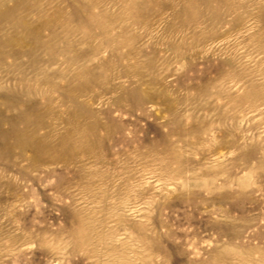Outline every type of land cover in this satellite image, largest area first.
I'll use <instances>...</instances> for the list:
<instances>
[{
    "label": "rangeland",
    "instance_id": "rangeland-1",
    "mask_svg": "<svg viewBox=\"0 0 264 264\" xmlns=\"http://www.w3.org/2000/svg\"><path fill=\"white\" fill-rule=\"evenodd\" d=\"M20 1L0 264H264V0Z\"/></svg>",
    "mask_w": 264,
    "mask_h": 264
},
{
    "label": "bare ground",
    "instance_id": "bare-ground-1",
    "mask_svg": "<svg viewBox=\"0 0 264 264\" xmlns=\"http://www.w3.org/2000/svg\"><path fill=\"white\" fill-rule=\"evenodd\" d=\"M6 1V0H5ZM18 1V3L16 4L17 5V7H18V4H19V0H17ZM22 1V0H21ZM20 1V2H21ZM25 1V0H24ZM13 3H14V0H13ZM12 3V4H13ZM22 3V2H21ZM4 4V3H3ZM5 4H6V2H5ZM15 5V4H14ZM13 5V6H14ZM12 5H10V7H11ZM19 6H20V4H19ZM6 7V8H5ZM5 7H3V10H1V8H0V13H5L6 14V11L7 10H4V8L5 9H7L8 8V6L6 5ZM10 9V8H9ZM8 9V10H9ZM15 8H13V10H14ZM35 9V8H34ZM11 10H12V7H11ZM10 10V11H11ZM18 10V9H17ZM26 10V9H25ZM29 10V9H28ZM8 12V11H7ZM23 12V11H22ZM11 13V12H10ZM20 13V12H19ZM4 14V15H5ZM1 15V14H0ZM17 15V14H16ZM1 16H3V15H1ZM1 16H0V18H1ZM4 18H6V17H4ZM3 17L1 18V20L2 19H4ZM11 20V19H10ZM3 21V20H2ZM7 22V21H6ZM9 22V21H8ZM12 22H13V20H12ZM10 24H11V22H10ZM17 24V23H16ZM51 23H48V22H45V23H42V26L43 25H50ZM38 25H40V24H38ZM26 26V25H25ZM0 27H3V25L2 26H0ZM14 28H15V26H14ZM32 28V27H31ZM17 29H18V27H17ZM36 29V28H35ZM32 30V29H31ZM1 42V41H0ZM2 44V43H1ZM95 126V124H93V127ZM92 129V127H91V125H89V127H87L85 130H84V132H83V135L84 136H87L86 135V133H88L90 130ZM23 133L22 132H20V131H15V135H16V138H19V137H22L21 135H22ZM68 134H70V133H68ZM94 137V136H93ZM32 139V138H31ZM31 139H29V140H22V141H19L18 143H19V145H21V147H24V146H26V145H28V144H32L33 143V146H34V150H35V152H34V157L36 158V156L37 155H39V153L41 152V151H43V150H45L46 149V147H45V144H42L41 143V140H39V139H37V140H34V141H32ZM62 139H66L65 138V136L63 137L62 136ZM33 151V150H32ZM68 151V150H67ZM67 151H64L65 153L67 152Z\"/></svg>",
    "mask_w": 264,
    "mask_h": 264
}]
</instances>
